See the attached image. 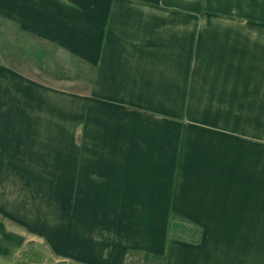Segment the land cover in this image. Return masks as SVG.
Masks as SVG:
<instances>
[{"label":"crops","instance_id":"1","mask_svg":"<svg viewBox=\"0 0 264 264\" xmlns=\"http://www.w3.org/2000/svg\"><path fill=\"white\" fill-rule=\"evenodd\" d=\"M0 36L88 69L0 55V264H264V0H0Z\"/></svg>","mask_w":264,"mask_h":264},{"label":"rangeland","instance_id":"2","mask_svg":"<svg viewBox=\"0 0 264 264\" xmlns=\"http://www.w3.org/2000/svg\"><path fill=\"white\" fill-rule=\"evenodd\" d=\"M0 36V40H1ZM0 55L3 59H5V62H8L14 66L19 67L21 70H24L26 72H32L37 73V77L39 79H45V80H54L57 79L58 77L53 76V73H57L56 71L59 72V79H62L66 84H73V82L80 81L82 79L83 84L88 82V69L85 67L83 64H79V62H76L73 59H69L65 56H59V59L57 62L53 60L52 62H49L46 60L45 63V68L42 69L40 66L41 64L43 65L41 59H37V61L33 60H26L24 55L21 58L13 59L12 57H15L11 51L10 48L7 44L5 45H0ZM22 55V54H21ZM51 57H53V54H50ZM19 57V56H18ZM55 57V56H54ZM60 60V61H59ZM56 62V63H55ZM47 64V65H46ZM35 68V69H34ZM48 69L49 71H46ZM40 70V71H36ZM82 72V76H79V72ZM49 72V73H47ZM53 72V73H52ZM83 73H85L87 79L84 77ZM50 74V76H49ZM176 221L171 222L169 227L172 229L171 232H173L172 235H178L180 237H184V234H180L183 230H180L184 224V222L179 223L178 225L175 224ZM177 223V222H176ZM178 229H177V228ZM184 229V228H182ZM43 249V250H42ZM56 257V258H55ZM47 260L49 264H67L65 261H60L59 256L56 254L48 253L46 246L42 245L41 243H29L28 245V250L23 251L20 253L19 260H25V261H41V260ZM57 260V261H56ZM55 261V262H54Z\"/></svg>","mask_w":264,"mask_h":264}]
</instances>
